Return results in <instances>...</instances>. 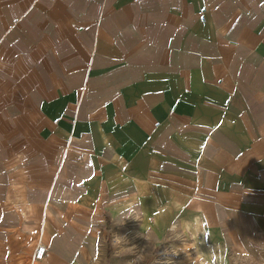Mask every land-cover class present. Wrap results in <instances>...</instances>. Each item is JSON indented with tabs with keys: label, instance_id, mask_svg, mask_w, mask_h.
Returning <instances> with one entry per match:
<instances>
[{
	"label": "crops",
	"instance_id": "obj_1",
	"mask_svg": "<svg viewBox=\"0 0 264 264\" xmlns=\"http://www.w3.org/2000/svg\"><path fill=\"white\" fill-rule=\"evenodd\" d=\"M0 56L43 142L0 264H108L112 201L208 249L264 241V0H0Z\"/></svg>",
	"mask_w": 264,
	"mask_h": 264
},
{
	"label": "rangeland",
	"instance_id": "obj_2",
	"mask_svg": "<svg viewBox=\"0 0 264 264\" xmlns=\"http://www.w3.org/2000/svg\"><path fill=\"white\" fill-rule=\"evenodd\" d=\"M5 60L0 56V98L5 100L0 104V204L4 203L5 192L18 187L16 183L22 178L18 165L35 163L39 155L37 148L43 144L36 132L35 105L31 103L23 110L24 106L14 104V94L8 97V90H13L14 84L10 82L12 79H7L11 69L10 62ZM51 144L54 141L48 138L46 146ZM123 192L130 193V185ZM111 203L114 212L118 207L123 212L111 216L106 237L111 252L108 264H192L193 261L194 264H264V241L258 235L230 248L208 249L200 240V233L189 231L178 216L170 218L168 232L153 233L148 225L153 224L156 230L162 217L132 216V209L143 214L140 202ZM148 220L146 229L144 224Z\"/></svg>",
	"mask_w": 264,
	"mask_h": 264
},
{
	"label": "built area",
	"instance_id": "obj_3",
	"mask_svg": "<svg viewBox=\"0 0 264 264\" xmlns=\"http://www.w3.org/2000/svg\"><path fill=\"white\" fill-rule=\"evenodd\" d=\"M47 256L46 247L44 245H39L34 253V258L37 260H42Z\"/></svg>",
	"mask_w": 264,
	"mask_h": 264
},
{
	"label": "trees",
	"instance_id": "obj_4",
	"mask_svg": "<svg viewBox=\"0 0 264 264\" xmlns=\"http://www.w3.org/2000/svg\"><path fill=\"white\" fill-rule=\"evenodd\" d=\"M111 256V252H110V249L108 251V258Z\"/></svg>",
	"mask_w": 264,
	"mask_h": 264
},
{
	"label": "clouds",
	"instance_id": "obj_5",
	"mask_svg": "<svg viewBox=\"0 0 264 264\" xmlns=\"http://www.w3.org/2000/svg\"><path fill=\"white\" fill-rule=\"evenodd\" d=\"M192 264H194V261L192 262Z\"/></svg>",
	"mask_w": 264,
	"mask_h": 264
}]
</instances>
